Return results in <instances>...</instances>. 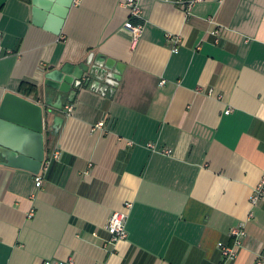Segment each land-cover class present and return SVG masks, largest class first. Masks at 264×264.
I'll return each instance as SVG.
<instances>
[{"label": "crops", "instance_id": "1", "mask_svg": "<svg viewBox=\"0 0 264 264\" xmlns=\"http://www.w3.org/2000/svg\"><path fill=\"white\" fill-rule=\"evenodd\" d=\"M33 1L0 0V108L8 92L51 99L49 163L36 174L0 156V264H264V0H141L142 20L121 0H75L60 35L45 28L56 2L38 19ZM99 56L124 65L115 86L90 74ZM65 66L89 67L91 85L53 89ZM130 203L127 239L108 246Z\"/></svg>", "mask_w": 264, "mask_h": 264}, {"label": "water", "instance_id": "2", "mask_svg": "<svg viewBox=\"0 0 264 264\" xmlns=\"http://www.w3.org/2000/svg\"><path fill=\"white\" fill-rule=\"evenodd\" d=\"M75 0H48L47 4L56 2L53 13L55 26L46 25V29L51 30L55 35H60L64 22L74 5ZM34 14L39 19L44 17L41 11L42 0H34ZM37 19L36 24H41ZM93 63L91 75L100 74V79L106 81L107 85L115 86L122 76L121 69L124 68L122 63H117L112 59L99 56L94 59L91 57L90 64ZM89 64V65H90ZM71 66H65L56 70L47 78L52 82L51 87L62 93L70 92V87L77 80V86L91 85V79L84 81V74L89 71V67H79L73 74ZM99 79L98 77H96ZM50 81L48 83H50ZM114 82V83H111ZM98 87L100 81L92 82ZM104 85L107 89L108 86ZM59 102L61 105L54 106L55 109L62 110V97ZM52 101L49 98L47 103L41 105L21 95L8 92L0 108V156L7 161L9 166L23 167L33 173L40 174L46 162V119L54 114L47 106H51ZM63 119L55 117V130H58Z\"/></svg>", "mask_w": 264, "mask_h": 264}, {"label": "built area", "instance_id": "3", "mask_svg": "<svg viewBox=\"0 0 264 264\" xmlns=\"http://www.w3.org/2000/svg\"><path fill=\"white\" fill-rule=\"evenodd\" d=\"M81 1V0H77ZM121 5L129 10L130 19L142 20V8L141 0H121ZM126 30L133 36V45H137L139 40L142 38L144 32V25L139 23L135 24L133 22H128L126 25ZM217 34V33H215ZM74 112V105H69L66 107L67 115H72ZM230 112L228 111L227 114ZM104 123H99L96 128H103ZM151 148L155 149L154 145H150ZM164 153L170 154L171 151H165ZM55 158L59 157L58 153L54 154ZM49 161L46 160L43 169L47 168ZM43 185V178L38 175L36 178V188H41ZM264 200V178L259 186L256 188L254 195L252 197V204L257 205L260 201ZM133 205L130 203L126 206L127 211H119L112 214L109 224L108 232L111 235L110 241L107 242L108 246L116 245L118 242L127 239V223L129 219V211L132 209ZM30 216H33L32 214ZM246 233L243 228H236L232 230L231 236L234 238L232 245H227L224 243H219V248L222 252L224 263L234 261L238 257L239 247L242 245V239L245 237ZM44 264H74L71 259L67 263L65 262H45Z\"/></svg>", "mask_w": 264, "mask_h": 264}, {"label": "trees", "instance_id": "4", "mask_svg": "<svg viewBox=\"0 0 264 264\" xmlns=\"http://www.w3.org/2000/svg\"><path fill=\"white\" fill-rule=\"evenodd\" d=\"M20 88L21 91L25 92L27 95L37 93L38 91L37 86L26 82H23Z\"/></svg>", "mask_w": 264, "mask_h": 264}]
</instances>
